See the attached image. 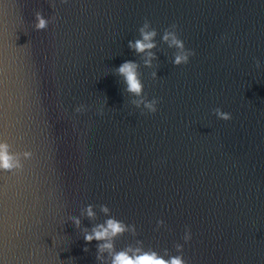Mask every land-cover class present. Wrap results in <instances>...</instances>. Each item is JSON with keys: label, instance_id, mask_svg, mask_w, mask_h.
<instances>
[{"label": "water", "instance_id": "1", "mask_svg": "<svg viewBox=\"0 0 264 264\" xmlns=\"http://www.w3.org/2000/svg\"><path fill=\"white\" fill-rule=\"evenodd\" d=\"M37 11L46 30H33ZM145 20L152 68L127 47ZM173 24L194 52L179 67L161 42ZM125 61L154 114L115 75ZM0 144L23 165L0 171V264H108L82 230L110 217L137 233L116 250L264 264V0H0Z\"/></svg>", "mask_w": 264, "mask_h": 264}, {"label": "clouds", "instance_id": "2", "mask_svg": "<svg viewBox=\"0 0 264 264\" xmlns=\"http://www.w3.org/2000/svg\"><path fill=\"white\" fill-rule=\"evenodd\" d=\"M61 3H66L67 0H60ZM54 19V18H52ZM50 20L43 17L42 13L37 11L34 14V31H43L48 28ZM139 38L134 41L128 42V49L132 51L136 56L143 59V66L145 68H152V61L156 59L155 53L152 51L157 48L155 38L157 31L151 28L150 23L145 20L143 25L138 29ZM161 42L165 43L169 49L174 48L176 54L173 56V66L179 67L186 65L189 62V58L194 55V52L186 50L184 42L179 38L177 34V25L173 24L169 28L164 29L161 36ZM257 68L260 67L259 61L255 62ZM140 65L134 61H125L118 68H115V75L122 78L125 91L130 97H133L131 103L137 109L141 107L146 110L148 114H154L157 111L158 100H147L144 96V85L140 79L139 72ZM151 78L156 80L157 73L152 72ZM86 111L84 105L77 106L74 109V113L80 114ZM214 115L221 121H229L231 119L230 113H225L221 109L216 108L213 110ZM99 114H103L102 111ZM23 157L29 160L32 157L31 152H24ZM23 165L19 162V159L14 158L8 152V146L6 144H0V171L13 173L22 170ZM100 211L106 216L109 213V208L106 205H99ZM82 215L86 216L88 220H93L96 214L93 211V205H88L82 211ZM71 223L75 229L81 228V221L78 217H71ZM163 221H157V226L162 224ZM83 240L85 244H90L93 241L96 242V260L103 262L105 254L110 258L108 264H186L182 255L174 256H162L158 252L152 249L145 250L142 247L132 248L131 245L126 246L121 250H116L115 240L117 237H122L128 231H131L133 235H136V229L134 225H126L124 222L117 220L115 217L107 218L103 223L96 224L89 231L83 229ZM191 239V235L188 229L185 230L183 240L187 243ZM137 243H141L137 241ZM84 252H88L89 249L85 247ZM176 251L182 252V246L177 244ZM167 254V250H165ZM167 257V258H165Z\"/></svg>", "mask_w": 264, "mask_h": 264}]
</instances>
